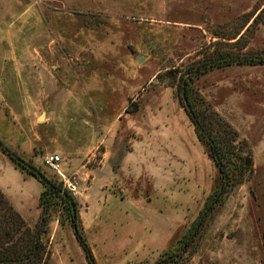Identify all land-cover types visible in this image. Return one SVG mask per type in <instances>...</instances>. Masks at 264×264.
I'll use <instances>...</instances> for the list:
<instances>
[{
	"label": "rangeland",
	"instance_id": "rangeland-1",
	"mask_svg": "<svg viewBox=\"0 0 264 264\" xmlns=\"http://www.w3.org/2000/svg\"><path fill=\"white\" fill-rule=\"evenodd\" d=\"M227 53L264 59V0H0V139L72 192L97 264L177 251L219 185L182 79ZM190 84L196 109L237 130L253 171L187 264H264V60ZM49 154L63 157L64 181ZM0 189L34 228L44 186L1 147ZM47 229L48 264H89L60 203Z\"/></svg>",
	"mask_w": 264,
	"mask_h": 264
},
{
	"label": "trees",
	"instance_id": "trees-1",
	"mask_svg": "<svg viewBox=\"0 0 264 264\" xmlns=\"http://www.w3.org/2000/svg\"><path fill=\"white\" fill-rule=\"evenodd\" d=\"M262 57L244 53H227L220 58L205 60L198 72L233 63L247 64L263 62ZM191 70L182 79V91L186 109L194 123L199 140L205 145L214 161L219 174V185L207 196L197 217L185 231L178 243L177 251H168L161 255L155 264H187L186 254H192L193 244L199 241L205 225L216 208L223 204L229 192L243 182L253 171L252 155L243 148L238 132L231 124L217 117L208 109H196L190 81L197 74ZM219 126L218 130L215 126ZM0 147L20 167L38 178L44 186L40 196L42 216L34 228L29 226L22 215L11 205L0 189V264H48L51 253L43 236L47 233L50 205L60 203L69 216L74 234L79 241L89 264H97L91 247L84 234L78 201L63 184L46 178L32 162L21 157L9 145L0 139Z\"/></svg>",
	"mask_w": 264,
	"mask_h": 264
},
{
	"label": "built area",
	"instance_id": "built-area-1",
	"mask_svg": "<svg viewBox=\"0 0 264 264\" xmlns=\"http://www.w3.org/2000/svg\"><path fill=\"white\" fill-rule=\"evenodd\" d=\"M44 163L48 169L52 170L60 174L62 181L65 179V175L63 173L64 163L63 157L59 154H49L44 158Z\"/></svg>",
	"mask_w": 264,
	"mask_h": 264
},
{
	"label": "water",
	"instance_id": "water-1",
	"mask_svg": "<svg viewBox=\"0 0 264 264\" xmlns=\"http://www.w3.org/2000/svg\"><path fill=\"white\" fill-rule=\"evenodd\" d=\"M185 102H186V104H187V101L185 100ZM43 114H41L40 116H39V120H42L43 119Z\"/></svg>",
	"mask_w": 264,
	"mask_h": 264
}]
</instances>
